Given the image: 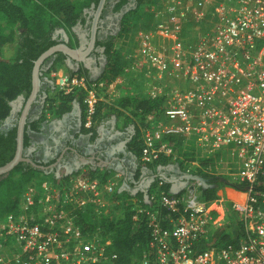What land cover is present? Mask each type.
Returning <instances> with one entry per match:
<instances>
[{
    "label": "built area",
    "instance_id": "obj_1",
    "mask_svg": "<svg viewBox=\"0 0 264 264\" xmlns=\"http://www.w3.org/2000/svg\"><path fill=\"white\" fill-rule=\"evenodd\" d=\"M155 17L137 30L132 50L121 51L116 43L128 71L121 82L132 84L130 95L166 99L164 112L142 128L140 160L150 165L177 158L169 137H182L214 164L189 161L182 170L188 180L178 192L167 191L164 178L147 190L151 208L136 206L146 211L150 229L139 264H264V0H167ZM208 20L210 32L185 41L187 23ZM126 35L132 38L130 30ZM50 75L58 92L84 93L85 128L120 77L107 83L59 69ZM220 164L230 179L216 173ZM197 168L228 179L218 198L203 197L206 184ZM86 171L63 184L46 179L40 187L27 186L19 211L0 219V264H113L118 255L112 239L102 237L100 227L84 233L75 215L105 216L129 199L115 195L118 176L103 183ZM226 202L238 213L244 235L237 244L202 246L211 232L226 227ZM160 210L168 213L166 224Z\"/></svg>",
    "mask_w": 264,
    "mask_h": 264
},
{
    "label": "trees",
    "instance_id": "obj_2",
    "mask_svg": "<svg viewBox=\"0 0 264 264\" xmlns=\"http://www.w3.org/2000/svg\"><path fill=\"white\" fill-rule=\"evenodd\" d=\"M99 2L100 0H21L20 2L0 0V166L5 165L15 156L18 121L22 108L33 88L35 61L49 48L61 43V35H56L58 31L63 30L74 34V27L80 22H86L87 11L92 6L95 10ZM127 2L128 0H117L113 9L116 12H121ZM151 2L152 0H134L135 7L125 11L121 16L118 35L111 34L106 39H98L97 46L100 47L105 58V71L97 80L110 83L118 76L127 73L126 65L121 60V53L116 48V40L129 32L132 24L131 20L137 22L144 17V13L151 7ZM108 4L110 3H107L105 7ZM62 66L66 67L67 75L79 73L86 74L89 77L88 69L81 67L73 70L67 64V55L63 52H57L44 61L41 68V79ZM20 96L24 98V101L16 116L15 125L1 129L3 123L13 112L14 106L12 103ZM76 99L83 103V129L87 133H92V138L95 139L98 135V127L104 118L102 109L108 107V104L105 101H100L93 125L91 128H85L84 93L81 91L69 94L58 92L56 98L45 100L39 118L33 120L28 118L24 135L25 150L32 144L30 133L41 132L44 122L48 119V113L60 117L71 109V105ZM118 104L131 107L130 110L136 118V134L130 143V149L140 161L143 145L142 128L148 125L150 116L159 117L164 112L166 106L165 96L152 97L139 93L121 97ZM169 139L175 142L177 158L163 157L153 164L146 165L147 167L152 169L159 165L176 163L183 170L189 161L196 159H199L203 166H207V164L213 166V158L198 156L193 141L187 143L182 137H169ZM34 160L36 159L34 158ZM54 162L55 160L49 162L38 161L40 165L45 167H50ZM142 166L145 165L140 161L135 176L136 180L142 173ZM212 171H214V168ZM195 173L207 180V186L203 189V197L209 200L218 198V189L225 184L224 179H228L216 176L211 172H205L201 168H197ZM85 174L91 179H98L103 183L114 176L110 170L100 171L98 169H87ZM70 177L71 174L58 178L52 172L48 173L45 170L35 168L25 161L20 162L12 171L0 175V219H4L10 213L19 211L21 196L28 185L35 184L40 187L46 179L63 184ZM158 180L159 177L154 179L148 189L151 190ZM164 188L169 192L171 191V184L165 179ZM115 195L118 198L124 196L129 199V201L115 207L120 211V217L113 218L109 214L96 217L91 215L90 211L82 213L77 210L75 220L84 233L94 232L100 227L101 236L112 239V249L118 255L113 264H139L148 249L150 229L146 211L139 213L136 206L141 205L146 210L150 209L151 206L146 203V192L144 191L133 194L131 191L118 190ZM130 199L135 200V202ZM226 206L228 210L226 227L211 232L208 239L201 241L202 246H208L212 243L220 246L229 243L237 244L244 235L238 213L230 208V202H226ZM159 213L160 217L164 219L162 221L166 224L168 222L167 211L160 210ZM137 214L138 218L135 219L134 217Z\"/></svg>",
    "mask_w": 264,
    "mask_h": 264
},
{
    "label": "crops",
    "instance_id": "obj_3",
    "mask_svg": "<svg viewBox=\"0 0 264 264\" xmlns=\"http://www.w3.org/2000/svg\"><path fill=\"white\" fill-rule=\"evenodd\" d=\"M123 36L125 38L126 33L120 37ZM120 37L116 40L118 45ZM96 60L100 59L95 57L87 64L68 66L73 70L85 67L88 69L89 77L97 80L104 73L105 65L99 73L96 72ZM121 60L125 63L122 53ZM59 71L67 73L65 66L60 67ZM121 81L120 76L111 88L112 97L105 100L108 107L102 109L104 118L98 127V135L95 139L92 138V133H87L83 129V103L76 99L71 109L60 117L48 113V119L44 122L41 132H31L32 144L28 149L29 154L38 161L55 160L47 172L54 173L58 178L80 171L82 168L110 170L113 172V177L118 176L121 180L120 191L127 190L133 194L139 191L147 192L157 176L171 184L172 192L180 191L188 176L176 163L141 171L144 175L141 173L140 179L146 176L147 181L139 178L136 181L135 176H132V170L136 168L138 161L130 149V143L136 134L137 121L130 110L131 107L118 104L121 97H128L133 91L132 84H124ZM57 95L55 79L52 75H45L41 81L39 95L31 107L29 120L39 118L45 100L56 98Z\"/></svg>",
    "mask_w": 264,
    "mask_h": 264
},
{
    "label": "water",
    "instance_id": "obj_4",
    "mask_svg": "<svg viewBox=\"0 0 264 264\" xmlns=\"http://www.w3.org/2000/svg\"><path fill=\"white\" fill-rule=\"evenodd\" d=\"M106 2H107V0H100L98 6L96 8L93 23H92L91 42H90V46L88 49H86V50L77 49V48L71 47L67 42H61V43H58V44L52 46L51 48H49L35 61V65L33 68V88H32V91H31L29 98L27 99L24 107L22 108V112H21V115H20V118L18 121V136H17L16 153H15V156L13 157V159L11 161H9L8 163H6L3 166H0V175L12 171L20 162H23V161L28 162L33 167L39 168L41 170L47 171L49 169V167H45L43 165H40L37 160H34L32 157L28 156L25 153V148H24L25 126H26V123L28 122L31 107H32L33 103L36 101V99L39 95L40 89H41V81H42V79H41V68H42V65L47 58H49L50 56L54 55L57 52H63L66 55H68L72 58H75V59H79L81 56L84 57V56L88 55L89 52L91 51V49L94 47L96 36H97L98 23H99L101 15L103 13ZM18 99H23V101H24V98L22 96H20ZM16 101H14L12 103L13 106H14V103ZM22 105H23V103H22ZM201 179L205 182V184L207 186V180H205L204 178H201Z\"/></svg>",
    "mask_w": 264,
    "mask_h": 264
},
{
    "label": "rangeland",
    "instance_id": "obj_5",
    "mask_svg": "<svg viewBox=\"0 0 264 264\" xmlns=\"http://www.w3.org/2000/svg\"><path fill=\"white\" fill-rule=\"evenodd\" d=\"M13 1L20 2L21 0H13ZM116 1L117 0H109V3L112 6ZM166 1L167 0H152L151 7L144 13L145 15L141 20H139L137 22L134 20H131L132 24H131L129 30H130V33H131V36L133 39L126 35L125 40L127 38H128V40L124 41V40H122L124 38V36L120 37V39L118 40V43H119L118 47L121 49V51L132 50V48L134 46V38L136 36L137 30L139 28L151 26L156 21L155 12L159 8H161L162 4L165 3ZM133 7H135L134 0H128L126 5L121 10V13H115V14L111 15L112 13H110V11L106 10V12L104 13L105 19L103 21V25L105 26V28L106 29L109 28L108 31L111 32L112 34L118 35V33L120 32V19H121L122 14L125 11H127ZM211 29H212V27H211L210 20L206 21L204 23V25H202V26H199L197 24V22H195V21H191L190 23H187L184 27L183 38L185 39V41H188L189 43H193L199 35L210 32ZM56 35L57 36L61 35L60 38H64V39L66 37L68 38L69 36H71L70 39H71V42L73 41V43L76 40L75 39V37H76L75 32H74V34L73 33L71 34V33L65 32L63 30H60L57 32ZM104 63H105L104 58H101L100 60L97 61L96 72L99 73L104 68V65H105ZM21 108H22V106H21ZM218 166H219V169H217V172L216 171H214V172H216L218 175H224L228 179H230V176L225 175V174L229 173V170L223 169L221 167V164ZM223 192H224V195L227 194L225 190H223ZM107 214H109L113 218L120 217V211L115 209V208L110 209L107 212Z\"/></svg>",
    "mask_w": 264,
    "mask_h": 264
},
{
    "label": "flooded vegetation",
    "instance_id": "obj_6",
    "mask_svg": "<svg viewBox=\"0 0 264 264\" xmlns=\"http://www.w3.org/2000/svg\"><path fill=\"white\" fill-rule=\"evenodd\" d=\"M107 3H109V0H107L106 4ZM106 4H105V6H106ZM113 6H114V4L112 6L110 4H108L107 7H104L103 13H102V15L100 17V20H99V23H98L97 36H96L95 44H94V47L89 52V54L84 56V57L81 56L79 59H75V58H72V57L67 55V64L70 67H73V65H76V64L80 65V63L87 64L88 62H90L91 59H93L95 57L97 59L104 58V56L101 53L100 47L97 46V41H98V39H106L109 35L112 34L111 32L108 31L109 28H107V29L105 28V26L103 25V21L105 19L104 13L106 12V10L110 11V13H112L111 15H113L115 13H121V12H116L113 9ZM95 11H96V9L93 10V6H92L87 11L88 16L86 18V22H84V23L80 22L74 27V32L76 34V37H75L76 40L74 41V43H73V41L71 42V39H70L71 36L69 37V39L68 38H65V39L64 38H60V41L61 42H67L69 45H71V47H74V48H77V49H82V50L88 49L89 46H90V42H91L92 23H93ZM22 103H23V99H18L14 103L13 112H12L11 116L3 123V125L1 126V129L8 128L10 126L15 125L16 116H17L18 112L20 111ZM28 149L29 148H27L25 150V153L28 156L31 157V154H29ZM33 158H35V157H33ZM137 161H138V164H137L136 168L134 170H132V176H136L137 168H138V165H140V161L141 160L139 161V159L137 158ZM145 169L149 170L151 168L147 167L146 165L142 166V172ZM145 177H143L142 179H140V177H138V178H139V180H144V181L146 180L147 181L148 179H146ZM156 178H158V176Z\"/></svg>",
    "mask_w": 264,
    "mask_h": 264
},
{
    "label": "bare ground",
    "instance_id": "obj_7",
    "mask_svg": "<svg viewBox=\"0 0 264 264\" xmlns=\"http://www.w3.org/2000/svg\"><path fill=\"white\" fill-rule=\"evenodd\" d=\"M229 193H230L231 196H232V195H233V196L235 195L232 191H230Z\"/></svg>",
    "mask_w": 264,
    "mask_h": 264
}]
</instances>
